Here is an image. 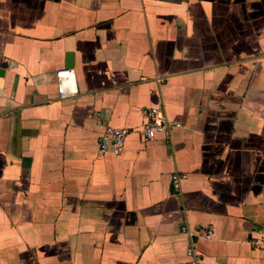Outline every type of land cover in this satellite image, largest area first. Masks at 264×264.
<instances>
[{"label":"crops","instance_id":"0c3cea01","mask_svg":"<svg viewBox=\"0 0 264 264\" xmlns=\"http://www.w3.org/2000/svg\"><path fill=\"white\" fill-rule=\"evenodd\" d=\"M154 108L180 126L145 142ZM190 251L264 264V0H0V264Z\"/></svg>","mask_w":264,"mask_h":264},{"label":"built area","instance_id":"2783aa9c","mask_svg":"<svg viewBox=\"0 0 264 264\" xmlns=\"http://www.w3.org/2000/svg\"><path fill=\"white\" fill-rule=\"evenodd\" d=\"M58 95L60 99H66L75 96L78 93L74 72L70 69H64L57 73ZM147 122L141 130V136L145 142L156 139L158 136L169 138L173 129L180 126L176 122L169 121L164 114L157 108L146 112ZM130 134L128 128L108 127L102 137L99 154L104 156L108 153L120 155L124 151L126 138ZM186 175L175 173L172 176V184L175 190L181 188L182 181ZM188 255L191 261L186 264H204L200 256L190 251Z\"/></svg>","mask_w":264,"mask_h":264}]
</instances>
